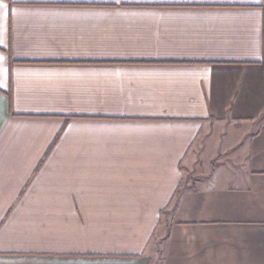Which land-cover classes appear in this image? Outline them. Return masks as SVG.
Instances as JSON below:
<instances>
[{
  "label": "crops",
  "instance_id": "0c3cea01",
  "mask_svg": "<svg viewBox=\"0 0 264 264\" xmlns=\"http://www.w3.org/2000/svg\"><path fill=\"white\" fill-rule=\"evenodd\" d=\"M0 264H264V0H0Z\"/></svg>",
  "mask_w": 264,
  "mask_h": 264
},
{
  "label": "rangeland",
  "instance_id": "374dc122",
  "mask_svg": "<svg viewBox=\"0 0 264 264\" xmlns=\"http://www.w3.org/2000/svg\"><path fill=\"white\" fill-rule=\"evenodd\" d=\"M174 203V202H173ZM173 205V204H172ZM170 209V208H169ZM163 232L157 233L153 239H151L150 246L147 252L153 255V262L158 263L163 252Z\"/></svg>",
  "mask_w": 264,
  "mask_h": 264
}]
</instances>
